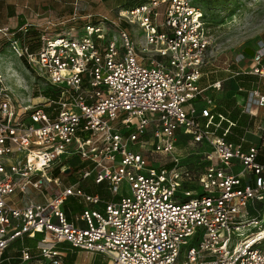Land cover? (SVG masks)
<instances>
[{"label":"built area","instance_id":"2783aa9c","mask_svg":"<svg viewBox=\"0 0 264 264\" xmlns=\"http://www.w3.org/2000/svg\"><path fill=\"white\" fill-rule=\"evenodd\" d=\"M74 2L69 23L0 28L54 95L24 105L0 75V261L40 236L18 264H66L62 245L108 264H264V42L201 88L212 40L200 1L124 0L117 19L97 22ZM241 78L258 84L237 81L235 120L211 93ZM243 116L252 125L233 141ZM58 176L78 182L62 188ZM71 198L82 211L69 220Z\"/></svg>","mask_w":264,"mask_h":264},{"label":"rangeland","instance_id":"374dc122","mask_svg":"<svg viewBox=\"0 0 264 264\" xmlns=\"http://www.w3.org/2000/svg\"><path fill=\"white\" fill-rule=\"evenodd\" d=\"M200 1L206 18V31L211 37L212 46L208 52L207 64L204 68V75L201 82V88H205L216 81H223L227 79L229 73L227 70L238 71L234 65L237 56L245 52L247 48H255L259 41L264 42V0H196ZM103 3L108 4L109 18L112 20L117 19L118 13L127 9L124 6V0H106ZM94 20L97 22L99 18ZM123 25V24H122ZM137 29V28H136ZM20 60L10 49L6 39L0 40V66L3 63L11 65L13 71L5 76L0 69V74L4 78V86L12 92L14 97L24 105H37L43 102L46 93H50L49 87L46 83L33 75V73H25V71L17 70V65ZM16 67V68H15ZM246 68L250 69L251 66L246 64ZM27 69V68H26ZM22 72V73H21ZM16 73V75L14 74ZM30 74V75H29ZM18 77V79H16ZM239 83L242 85L256 86L257 79L233 80L232 83H225L220 92H212L211 94L217 103H223V100H235L239 103L243 102V95L239 94ZM229 112V111H228ZM230 112L232 114L238 113L237 105L232 106ZM181 133V132H180ZM235 135V132H234ZM234 135L232 137H234ZM181 154L184 156L185 164H193L194 157H186L190 147L188 144L181 143L179 146ZM151 162L161 161L162 165L166 167L162 156L152 157ZM77 165V161L73 162ZM192 166V165H191ZM72 168L74 166L72 165ZM75 169V168H74ZM59 184L62 188L70 187L78 182L76 176H58ZM89 193L99 194L103 199L108 201H116L108 192L98 186H93L89 181L80 184L82 189L90 188ZM50 193V192H49ZM129 196L128 185L123 184L120 191V197ZM119 199V198H117ZM39 199L38 202H42ZM69 203H78L74 198L69 199ZM84 227V224H80ZM40 236H38L39 240ZM25 245L36 250L37 240H26ZM20 241L14 242L8 249V252L20 249ZM86 261V260H85ZM100 258L95 259V264H100ZM108 260L102 261V264H107Z\"/></svg>","mask_w":264,"mask_h":264},{"label":"crops","instance_id":"0c3cea01","mask_svg":"<svg viewBox=\"0 0 264 264\" xmlns=\"http://www.w3.org/2000/svg\"><path fill=\"white\" fill-rule=\"evenodd\" d=\"M105 1L106 0H79L78 16L83 17L92 14L95 18L99 15L110 17L109 12H107L108 4L103 3ZM74 3V0H0V28H10L12 31H17L24 25L30 24L39 25L43 30H47L50 29V27H48L49 22L58 26L62 25V23H69L74 14ZM1 39L4 38L0 36V40ZM20 62V64H16L17 70L29 73L23 62ZM0 69L5 76L10 73L9 71L14 72V68L6 63H3ZM14 74L16 75V73ZM16 79H18V77H16ZM223 101L226 102V100ZM223 103L220 104H222L224 108ZM62 246L67 249L68 254L76 256L72 264H95L96 258H100L102 261L106 259L98 254L91 255L86 252L72 250L66 245ZM14 259L13 255H11L7 257L6 260L9 262ZM1 261H3V256ZM102 261L100 264H102Z\"/></svg>","mask_w":264,"mask_h":264},{"label":"trees","instance_id":"16d2710c","mask_svg":"<svg viewBox=\"0 0 264 264\" xmlns=\"http://www.w3.org/2000/svg\"><path fill=\"white\" fill-rule=\"evenodd\" d=\"M39 39H40V32L37 31V30L32 29V30L30 31V34H29L28 37H27V44L29 45V47H30V49H31L32 51L36 50V48L38 47V41H39ZM22 62H23V64L25 65V67H26L27 69H29L28 66H27V64H26V61H25V60H22ZM49 92H50V93H46V98L54 96L53 94H51V91H49ZM235 103H236L235 100H231V101H226V102H224V103H223L224 108H221L220 111H221V112H224V113H227L226 111H230L231 108H232V106L235 105ZM237 117H238V115H235V114L230 113V118L236 120ZM251 125H252V122H249V118H248V117H246V116L241 117V118L238 120V127H237L236 129H234V130H235V135H234V137H231L230 139L233 140V141H236L238 137H240V136L243 135L244 130H245L247 127L251 126ZM99 188H100V189H101V188L103 189L102 186H100ZM68 201H69V200H68ZM68 201H67V202L65 203V205H64V210H65V213H66V215H67V218H68L69 220H72V218H73L75 215L81 213V211H82V206H81L79 203H73V204H71V203H69ZM39 239H40V238H39ZM36 240H37V242H38V238H37ZM25 241H26V240H25ZM25 241H24V242H25ZM24 242H23V243L20 242V243H21L20 246H22V247H23V246H27V245H25ZM10 247H11V246H10ZM22 247H20V249H17L16 251H13V252H12V251H11V252H8V250H6V253L3 255V261H1L0 264H18V258H19V256H20V251H21ZM27 247H29V246H27ZM60 248H61V251H62V252L66 253V264H72V263L74 262L76 256H75V255H70V254H68L67 249L64 248L63 246H61ZM11 255H13V257H14L15 259H14V260H10V261L8 262L6 259H7V257H9V256H11Z\"/></svg>","mask_w":264,"mask_h":264},{"label":"water","instance_id":"95a60500","mask_svg":"<svg viewBox=\"0 0 264 264\" xmlns=\"http://www.w3.org/2000/svg\"><path fill=\"white\" fill-rule=\"evenodd\" d=\"M245 53H247L249 56L253 55V52L250 49H246ZM70 172V170H68V173Z\"/></svg>","mask_w":264,"mask_h":264},{"label":"bare ground","instance_id":"6f19581e","mask_svg":"<svg viewBox=\"0 0 264 264\" xmlns=\"http://www.w3.org/2000/svg\"><path fill=\"white\" fill-rule=\"evenodd\" d=\"M68 168V167H67Z\"/></svg>","mask_w":264,"mask_h":264}]
</instances>
